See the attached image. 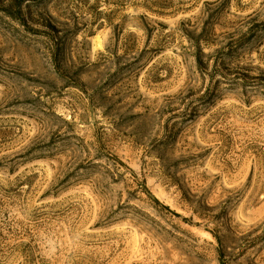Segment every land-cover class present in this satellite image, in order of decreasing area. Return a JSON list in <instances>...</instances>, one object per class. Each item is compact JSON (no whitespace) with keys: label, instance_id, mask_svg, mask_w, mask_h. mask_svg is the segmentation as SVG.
<instances>
[{"label":"rangeland","instance_id":"1","mask_svg":"<svg viewBox=\"0 0 264 264\" xmlns=\"http://www.w3.org/2000/svg\"><path fill=\"white\" fill-rule=\"evenodd\" d=\"M0 264H264V0H0Z\"/></svg>","mask_w":264,"mask_h":264},{"label":"bare ground","instance_id":"2","mask_svg":"<svg viewBox=\"0 0 264 264\" xmlns=\"http://www.w3.org/2000/svg\"><path fill=\"white\" fill-rule=\"evenodd\" d=\"M97 46H99V41H97Z\"/></svg>","mask_w":264,"mask_h":264}]
</instances>
